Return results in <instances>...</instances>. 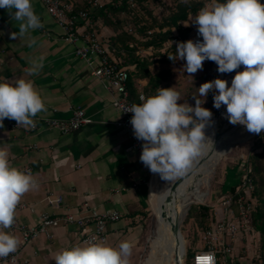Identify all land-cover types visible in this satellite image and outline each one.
I'll return each instance as SVG.
<instances>
[{"label": "crops", "instance_id": "obj_1", "mask_svg": "<svg viewBox=\"0 0 264 264\" xmlns=\"http://www.w3.org/2000/svg\"><path fill=\"white\" fill-rule=\"evenodd\" d=\"M31 2L43 27L30 30L17 39L11 34L18 33L19 22L12 19L6 9L0 8V82L14 83L17 79L34 82L46 111L38 113L33 120L40 117L67 118L78 106L85 110L90 120L68 134L49 128L32 131L29 126L22 125L10 128L3 122L0 146L7 149L10 165L22 171L28 169L38 183V187L25 193L19 202L32 205L33 209L17 205L15 217L22 223L33 225L44 212L55 216L68 212L78 214L85 203L101 211L117 210L122 217L108 223V237L104 244L118 247L123 241L130 242L133 247L128 264H137L146 230L142 212L135 216L131 213L148 209L153 176L140 161L143 142L140 140L141 149L133 146L130 131L117 124L122 115L112 105L111 93L92 74L85 60L74 53V45L60 37V28L43 3L40 0ZM185 22H182L183 26L191 28L192 23L187 26ZM94 24L109 40L113 31L100 20ZM145 51L138 52L146 54ZM111 56L121 62L117 53L113 52ZM40 57H43L42 68L37 74H30V62ZM125 67L130 71L134 69V65ZM150 68L153 72L171 70L162 86L175 87L181 96L178 103L195 106L194 96L197 95L191 94L190 87L185 84L189 73L177 69L174 61L162 66L155 62ZM213 73H210L211 77ZM133 81L136 95H145L149 78L134 77ZM136 100L138 104L142 103L140 99ZM242 169L227 175L226 192L238 183ZM50 195H62L61 205H51L47 200ZM91 229L92 225L81 229L74 224L62 223L50 228L49 235L41 233L28 242L23 241L18 230L8 228L5 231L18 238L17 251L23 264H55V255L63 249L86 246L80 238ZM255 236H258L257 240H254ZM258 257L259 233H255L237 244L231 264H240L247 259L253 261ZM254 262L262 264L257 260Z\"/></svg>", "mask_w": 264, "mask_h": 264}, {"label": "clouds", "instance_id": "obj_2", "mask_svg": "<svg viewBox=\"0 0 264 264\" xmlns=\"http://www.w3.org/2000/svg\"><path fill=\"white\" fill-rule=\"evenodd\" d=\"M0 8L19 22L18 33L43 27L31 0H0ZM14 10V11H13ZM201 41L177 42L179 59L186 61L184 70L195 74L206 60L215 62L221 74L236 72L228 81L220 78L204 82L194 96L195 106L181 100L175 87L158 88L156 95L140 97L133 104L130 123L134 136L143 142L140 161L152 173L164 180L182 174L199 154L205 142V128L212 119L211 110L203 107L209 92H214L213 107L226 106L229 123L244 125L248 132L264 131V4L260 0H210L191 22ZM188 26V25H187ZM169 60H177L168 55ZM29 73L37 74L43 57L30 62ZM243 66V71H236ZM46 111V106L31 80L17 79L14 83L0 82V128L5 118L17 126L33 125V117ZM38 187L31 171L11 166L9 153L0 146V258L15 253L19 240L6 232L15 221V210L21 197ZM133 245L128 241L118 247L103 242L86 246H71L58 252L55 264H128ZM194 264H216L215 254L195 256Z\"/></svg>", "mask_w": 264, "mask_h": 264}, {"label": "built area", "instance_id": "obj_3", "mask_svg": "<svg viewBox=\"0 0 264 264\" xmlns=\"http://www.w3.org/2000/svg\"><path fill=\"white\" fill-rule=\"evenodd\" d=\"M49 14L53 16L60 28V37L74 45V53L85 60L91 67L92 74L97 77L112 95V105L121 113V119L117 121L130 131L133 146L141 149V142L133 133L130 123L133 113L127 112L135 102L130 98L128 88L129 69L121 66L119 62L111 56L115 51L111 47L109 40L95 27V18L104 8L108 0H40ZM131 6H136L133 0H129ZM264 2V0H260ZM77 4H82L78 7ZM193 41H201L197 33V28L191 24ZM153 29L149 30L152 33ZM177 36L173 41L177 42ZM208 62L206 60L204 63ZM221 74V73H220ZM145 95L139 94V99ZM142 102V101H141ZM90 118L82 107H75L67 118L40 117L33 120V125H29V130L38 131L49 128L56 129L63 134L71 133L87 123ZM10 128H16L15 120L7 119L3 121ZM262 134V146L264 148V131ZM28 171V169H27ZM254 182L249 174V169L243 167L235 191L224 194L219 203L214 206L215 218L211 225L204 231V248L194 254L196 255L212 252L215 254L216 264H231V257L234 256L238 243L246 238L258 233L252 224V213L257 206V201L253 196ZM51 205H61L62 195L48 196ZM19 208L33 209L32 205L24 202L18 204ZM122 214L117 211H101L96 206L84 204L83 210L78 214L71 212L61 216H55L44 212L39 216V221L33 225L20 222L16 217L14 224L10 227L21 232L25 242L37 237L41 233L49 235L50 228L62 223L74 224L78 228H85L92 225V229L81 235L80 241L83 244L107 241L108 223L119 220ZM23 264L19 252L10 254L6 258H0V264ZM240 264H254L252 260H246Z\"/></svg>", "mask_w": 264, "mask_h": 264}, {"label": "trees", "instance_id": "obj_4", "mask_svg": "<svg viewBox=\"0 0 264 264\" xmlns=\"http://www.w3.org/2000/svg\"><path fill=\"white\" fill-rule=\"evenodd\" d=\"M136 6L132 7L129 0H108L104 8L98 13L95 21L100 20L105 26L111 28L113 34L109 36V43L115 49V53L121 58V66L134 65L132 71L129 70L128 88L130 98L138 104L139 96L136 95L134 87V77H148L149 82L145 89V98L156 95L158 88H168L162 86L167 81L171 70L162 69L153 72L150 68L160 59L157 56L140 54L142 50H162L166 42L176 35L183 39L188 37L190 27H184L182 22L187 21L189 15H195L205 6L204 1L189 0L178 4L177 9L172 11L167 17L157 19L153 17L152 21L144 15V9L149 0H133ZM223 2V0H221ZM155 29L152 33L149 30ZM174 30L176 35H174ZM138 52V53H137ZM169 58L165 62H172ZM209 68L205 73L210 75V71L216 68L215 62L205 63ZM262 140V134H260ZM241 167L249 169L254 182L253 196L257 201V206L252 213V224L259 233V257L254 261H260L264 264V152L257 151L252 153ZM237 183L233 184L228 193L234 192ZM148 209H139L131 213L135 216L139 211L143 214L144 227ZM215 208L213 205L205 203H193L190 205L187 218L195 219L205 231L215 218ZM255 264V262H254Z\"/></svg>", "mask_w": 264, "mask_h": 264}, {"label": "rangeland", "instance_id": "obj_5", "mask_svg": "<svg viewBox=\"0 0 264 264\" xmlns=\"http://www.w3.org/2000/svg\"><path fill=\"white\" fill-rule=\"evenodd\" d=\"M183 1H189V0H149L148 4L144 9V15L149 18V21H152L153 17H156L157 19H163L167 17L172 11L176 10L178 4ZM199 1H204L205 5L210 2V0H199ZM261 3L263 4L264 2ZM193 20H194L193 14L192 17L191 15H189V17L187 18V22H185V25H189V23H191ZM109 29L111 30V28ZM189 29L190 31L186 39H183L175 34L178 38L177 42H184L189 39L193 40V36H192L193 29L192 28ZM154 30L155 29H153V31ZM173 39L174 38L166 42L162 50H146L147 52L146 51L145 52L149 56H157L160 58L158 60V66L168 64V62H165V59L168 58V55L176 56L177 60L174 61V64H176L177 69H184L186 61L183 59H179L176 50L177 42H174ZM208 69L209 68L204 63L202 70H198L197 73L189 75V79L185 81V84L190 87L191 94L198 95V88L202 83L214 80L216 78L227 80L228 86H230L231 81L236 74V72L220 74L217 71V67H216L215 71L214 70L210 71V73L214 72L211 77V75L209 76L205 75ZM236 71H243V66H241ZM213 95L214 92H209V94L206 97V102L202 105L203 107L211 110L213 114L212 119L209 122L208 126H206L205 130L208 129L210 126H212L217 119L221 118L220 113L224 108H226V106H221L220 109L214 108ZM257 151L264 152V148L261 143L260 134H255V133H253L251 137H249V139L239 143H234L229 147L225 148L218 158L217 164L213 169V174L211 175L210 178L207 179L206 182L202 183L201 185L200 193L202 194V197L192 200V202H190L184 208L183 215L180 217V221H179V228L181 231L180 239L182 240L181 254H183V264H193L194 254L204 248V239H203L204 230L195 219L187 218V212L190 205L193 203H205L216 206L219 203L221 197L224 194H227L228 192V191L226 192L225 189L227 175L236 169L239 170L241 168V163L245 161L252 153ZM199 154L191 159L189 167L186 170H184L183 173L189 171V169L194 165ZM181 175L182 174L174 175L171 179L168 180L162 179V177L158 173H153V176L151 177L150 200L147 210V217H145L146 235L144 237V243L142 245L143 247L141 249V254L139 255V261L137 264H145V263L158 264V261L155 258L157 252L156 226H157L158 218L160 216V210L157 205L158 204L157 196L158 193L162 191L163 188L167 185L168 181L171 184V188L175 187L177 184L175 186H173L172 184L175 180L178 181ZM188 177L189 179L192 178L191 175H189ZM151 188H152V194H151ZM203 192L206 193L203 195ZM257 238L258 236H255L254 240L255 239L257 240Z\"/></svg>", "mask_w": 264, "mask_h": 264}, {"label": "bare ground", "instance_id": "obj_6", "mask_svg": "<svg viewBox=\"0 0 264 264\" xmlns=\"http://www.w3.org/2000/svg\"><path fill=\"white\" fill-rule=\"evenodd\" d=\"M220 117L212 126L204 130L209 140L201 148L194 165L189 171L182 173L175 187L171 188L168 181L163 190L158 193L157 205L160 216L156 226L157 252L155 255L158 264H175L176 254L181 255L182 240L174 233L173 226L180 221L184 208L192 200L202 197L201 185L213 174L222 151L234 143L249 139L253 134L248 132L244 125L229 123L226 118V108L221 111ZM205 193L203 192V195Z\"/></svg>", "mask_w": 264, "mask_h": 264}, {"label": "water", "instance_id": "obj_7", "mask_svg": "<svg viewBox=\"0 0 264 264\" xmlns=\"http://www.w3.org/2000/svg\"><path fill=\"white\" fill-rule=\"evenodd\" d=\"M177 184V180H175L173 182V186H175ZM173 231L174 233H176L178 236L181 235V231H180V228H179V222H176L173 226ZM175 264H183V254L179 255L178 253L176 254V257H175Z\"/></svg>", "mask_w": 264, "mask_h": 264}]
</instances>
